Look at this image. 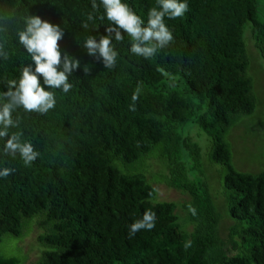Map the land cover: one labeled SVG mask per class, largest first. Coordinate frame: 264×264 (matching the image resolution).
<instances>
[{
  "label": "trees",
  "instance_id": "trees-1",
  "mask_svg": "<svg viewBox=\"0 0 264 264\" xmlns=\"http://www.w3.org/2000/svg\"><path fill=\"white\" fill-rule=\"evenodd\" d=\"M124 2L145 23L156 6V0ZM186 2L182 18H165L174 37L167 48L145 59L130 52L126 34L120 43L113 37L118 56L109 69L83 47L88 36L98 40L107 34L108 22L99 18L103 9H93L92 0H0V27L6 29L0 43L9 53L8 59L0 57V91L32 63L17 36L25 15L59 25L62 54L80 60L69 76L72 89L53 90L54 109L45 115L13 112L20 126L9 133L22 132L21 139L33 144L39 156L32 165L0 153V168L16 170L0 178V238L22 235L25 221L39 215L42 251L31 264H264V171L235 170L225 140L237 119L255 110L244 31L250 24L253 47L264 59L258 0ZM90 13L94 22L87 20ZM85 22L88 29L82 27ZM186 122L208 134L209 159L224 166L222 187L236 221L224 231L206 182L190 177L200 166L201 149L181 134ZM154 151L167 163L161 182L189 197L183 205L189 231L180 227L174 202L151 201L155 188L143 173L119 167ZM149 209L156 213L155 227L130 237V225ZM25 259L19 263L0 255V264H24Z\"/></svg>",
  "mask_w": 264,
  "mask_h": 264
},
{
  "label": "clouds",
  "instance_id": "clouds-1",
  "mask_svg": "<svg viewBox=\"0 0 264 264\" xmlns=\"http://www.w3.org/2000/svg\"><path fill=\"white\" fill-rule=\"evenodd\" d=\"M92 7L103 9L99 18L108 22L105 28L107 34L101 35L98 40L92 35L88 36L83 47L88 55L102 58L104 67L109 69L115 66L118 56L113 37L120 43L124 41L126 34L133 55L152 59L167 48L174 38L165 18H182L189 9L186 0H156V6L148 10L145 23L124 0H99L98 3L97 0H92ZM95 19V15L91 13L87 17L88 21L94 22ZM22 20L24 26L17 30L18 41L31 57L32 63L22 69L18 80L7 81V91H0V140L4 141L0 153L12 159L18 156L24 166H31L39 153L30 141L21 139L22 132L9 133L10 128L20 126V119H13V112L23 109L26 113L45 115L54 109L56 94L53 90L66 94L72 89L69 76L80 67V60L66 53L62 54L59 41L63 39L64 31L59 25L35 14L25 15ZM82 27L88 29L89 24L85 22ZM5 30L0 27V32ZM4 46V43H0V57L8 59L9 53L4 50ZM84 72L88 73L86 67ZM131 99L133 103L129 105V109L135 111V102L139 99L138 90L133 92ZM15 171L10 167L0 168V178H7ZM188 209L196 215V209L191 204ZM155 225L156 213L146 210L142 218L130 225L129 236H134L141 230L150 231Z\"/></svg>",
  "mask_w": 264,
  "mask_h": 264
},
{
  "label": "rangeland",
  "instance_id": "rangeland-1",
  "mask_svg": "<svg viewBox=\"0 0 264 264\" xmlns=\"http://www.w3.org/2000/svg\"><path fill=\"white\" fill-rule=\"evenodd\" d=\"M257 19L264 21V0H258ZM244 41L250 59L247 73L253 82L255 110L250 115L240 116L228 130L225 140L230 147L231 166L237 171L256 175L264 171V59L260 56L257 49L253 47L250 24L245 28ZM178 85L180 88L184 87L182 82ZM180 132L183 136L190 137L201 149L200 166L194 172H190V177L196 181L204 180L206 182L208 192L220 216V227L223 226L224 231L226 227L236 222L228 213L222 187L224 166L211 163L209 159L211 151L210 137L197 124L186 122L181 126ZM182 160L189 164L185 151H183ZM119 167L124 171L143 173L147 177L148 182L155 188V195L151 198V201L174 202L180 227L188 231L191 230V225H186L189 222L183 206L189 200V197L176 189L165 186L161 182V178L167 174L168 168L165 159L158 157L157 151L135 163L125 166L119 164ZM199 170L202 175H199ZM39 219V215L27 219L23 233L20 236L9 234L2 236L0 238V255L14 257L19 260V263H22L25 258L24 264L34 263L42 251V247L37 240L38 235L44 232L36 224Z\"/></svg>",
  "mask_w": 264,
  "mask_h": 264
}]
</instances>
